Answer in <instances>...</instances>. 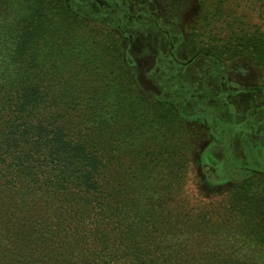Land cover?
I'll list each match as a JSON object with an SVG mask.
<instances>
[{"label": "trees", "instance_id": "obj_1", "mask_svg": "<svg viewBox=\"0 0 264 264\" xmlns=\"http://www.w3.org/2000/svg\"><path fill=\"white\" fill-rule=\"evenodd\" d=\"M198 1L202 25L189 55L264 69V0ZM68 6L0 0V264H264L263 173L237 177L240 191L218 213L230 228L210 210L168 212L166 193L145 197L146 177L120 171L132 138L148 143L143 158L154 167L165 159L180 171L181 148L169 147L183 140V121L152 114L115 35L105 48L90 41ZM56 13L68 28L49 19ZM217 232L241 236L236 249L224 244L236 256L210 252Z\"/></svg>", "mask_w": 264, "mask_h": 264}, {"label": "rangeland", "instance_id": "obj_2", "mask_svg": "<svg viewBox=\"0 0 264 264\" xmlns=\"http://www.w3.org/2000/svg\"><path fill=\"white\" fill-rule=\"evenodd\" d=\"M68 2L71 13L84 21L80 33L87 34L90 41L102 42L105 48L106 34L115 35L122 45L136 95L151 102L152 114L157 110L170 112L183 121V140L169 147L181 148L176 156L183 163L181 172L165 159H159L154 167L152 157L143 158L148 143L140 146L143 141L137 138L130 142L134 151L131 155L119 154L124 164L120 171H126L133 180L146 177L149 185L145 197L156 191L159 195L166 193L163 199H167L168 212L173 213L177 205L197 214L210 210L214 223L229 224L231 228L227 217L221 218L223 211L218 213L240 191L235 183L237 177L264 174V69L248 59L220 61L206 56L193 59L189 55L188 39L202 25L198 0ZM48 17L59 29L68 28L61 14ZM220 28L221 24H217L214 34ZM258 105L262 111L258 112ZM141 160L147 167L141 165ZM168 166L174 177L169 176ZM183 177L171 191L169 186ZM242 223H246L245 218ZM233 237L217 232L213 238L219 241L210 246V252L236 256L224 246H233L241 239L240 235ZM254 237L250 232L243 236L245 240ZM246 251H242L245 257Z\"/></svg>", "mask_w": 264, "mask_h": 264}, {"label": "flooded vegetation", "instance_id": "obj_3", "mask_svg": "<svg viewBox=\"0 0 264 264\" xmlns=\"http://www.w3.org/2000/svg\"><path fill=\"white\" fill-rule=\"evenodd\" d=\"M258 106H259V105H258ZM257 108H258V112H259V111H262L260 106L257 107ZM250 119H251V117H250Z\"/></svg>", "mask_w": 264, "mask_h": 264}]
</instances>
